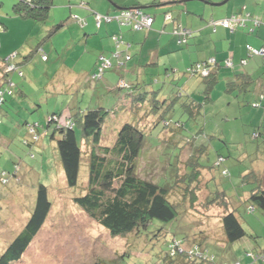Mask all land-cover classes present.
<instances>
[{
    "label": "rangeland",
    "instance_id": "rangeland-1",
    "mask_svg": "<svg viewBox=\"0 0 264 264\" xmlns=\"http://www.w3.org/2000/svg\"><path fill=\"white\" fill-rule=\"evenodd\" d=\"M231 2L245 3V13L252 12L255 19L261 18L264 26V0ZM224 8L225 6L220 8V11ZM9 10L3 8L0 15L12 23L15 32L12 38L17 41L29 39L26 43L28 48H23V56H25V53L37 47L47 34L48 29L37 36L41 26L50 24L49 19L53 17V13L51 11L47 23H36V27L30 29L29 33L36 34L33 38L24 35L26 31L22 25L23 21H11V17H7ZM51 42L55 49L54 53L50 54L43 50L47 62L36 53L30 61L20 65L23 77L20 78L17 74L16 77H11L15 85L13 96H6V101L0 106V254L23 229L34 205L37 186L42 184L48 189L50 211L21 259L11 264H158V258L166 252L167 247L165 242L155 243L153 236H147L146 232H151L150 229L137 238L134 235L113 237L73 202L74 197L83 193L87 180V143L83 140L81 144L83 158L78 184L75 188H68L63 172H59L62 168L60 163H57L59 160L55 144L50 139L54 125L47 128L46 119L52 113L67 119L68 107L75 112L78 108L81 110L88 108L90 103L95 107L99 102L107 111L115 112L113 110L115 106L112 105L122 91L115 89L107 92L106 96H103V90L100 89L92 92L90 88L92 89L95 83H88L85 77L78 78L73 74L72 69H69L72 73L70 71L66 73L61 69L63 61L68 65L71 63V66L75 63L76 56L81 52L79 41L65 42L63 36L57 34L43 43L48 44V49H52L49 45ZM139 46V44L134 45L130 52L133 53ZM112 47V52L117 53V47L113 44ZM90 48H93L92 45ZM14 51L19 52V56L23 57L20 48ZM188 51L189 48L184 45L163 58L166 64L161 68L167 67V73L170 74L168 78L164 79L161 69L153 71L154 68L148 65L149 62L143 67L144 71L139 77L144 80V89L149 98L156 92L159 93V99L174 97L177 88L173 83L176 82L180 94H189L197 101H202L201 79L184 74L187 67L193 66L199 60L194 54L188 57ZM124 56L125 54L117 61L116 66L120 64L119 68L126 69L129 61H125L128 57ZM148 56L149 52H146L142 55V60ZM71 57L76 58L71 61ZM18 59L20 57H16L15 61ZM136 59V56H133L132 63ZM111 64L113 65V60ZM84 66L80 64L78 68ZM135 69L136 67L126 69V73L120 70L121 73L117 75H122L126 81L129 72L133 73ZM56 72L57 75L53 76ZM109 75L115 80L114 69L108 70L104 74V79ZM154 80H157V83H153ZM69 82L74 87L70 86ZM113 85L115 87V84ZM224 89L222 82L214 86L210 95L212 102L203 106L199 116L188 118L175 108L174 118H169L180 122L182 126L178 129L177 141L181 144L188 143L194 148L193 150L196 149L194 162L205 169L200 175L199 190L195 192L196 196H193L195 199L193 200L192 197L191 208L187 209L184 205H179L181 215L178 229L184 233L178 231V235L185 238L190 233L197 241L210 242L205 245L215 256L218 264H260L253 263L249 255L252 253L257 255L261 249H264V210L245 200L250 191L258 186V183L252 181L251 174L258 173L264 167L262 139H252V133L257 130L261 122L264 123V118L258 115V110H261L258 108L260 102L254 103L257 98L255 100L251 98V88L247 92L229 94L225 93ZM110 111L102 128L101 145L104 146L113 145L124 123L135 122L134 117L127 114L119 115V112L112 117ZM28 125H35L36 132L41 136L37 144L30 146L24 142L30 139L27 133ZM161 128L162 125L159 124L149 134L146 133L147 143L143 149L152 152L155 157L158 156L157 160L160 161L162 156L160 157L159 153H165L169 159H175L179 148L170 147L164 149V152L159 150L160 142L157 141V134ZM163 134L166 135L167 132ZM76 135L80 140L79 131ZM201 147L204 148V152ZM218 157H222L224 163L216 167L214 164ZM187 158L188 153L184 152L178 161V170L181 174L184 172L183 163ZM144 161L145 158L142 163ZM222 169L227 170L224 176L221 175ZM161 174L160 169L139 172L141 178L150 181L157 179ZM207 181V187L212 193L225 194L226 199L231 203L229 208L234 210L242 224L245 236L235 244L223 242L220 220L227 209L222 207L221 204H224L222 201L219 200L220 204L219 201L209 200L210 192L204 188ZM171 199L179 203L180 192L172 191ZM250 205L254 207L251 213L247 211ZM175 224L176 222H173L164 227L168 231Z\"/></svg>",
    "mask_w": 264,
    "mask_h": 264
},
{
    "label": "trees",
    "instance_id": "trees-1",
    "mask_svg": "<svg viewBox=\"0 0 264 264\" xmlns=\"http://www.w3.org/2000/svg\"><path fill=\"white\" fill-rule=\"evenodd\" d=\"M52 6V0H16L11 7V14L21 19L44 22ZM79 6L84 5L80 4ZM124 10L127 9L119 10L112 15L94 13L95 28L99 30L103 25L112 23L120 25L116 19ZM140 11L144 13L142 10ZM246 14H243L244 16L236 14L231 16L234 19L231 20L230 17L231 24L229 27L221 24L220 26L235 33L238 30L244 31L243 28H245L246 22L247 26L251 22V29L247 30L246 33L263 39L264 35L260 32L263 23L262 25L259 21L257 23V20L252 15ZM221 21L224 20L215 22L219 24ZM61 26L62 24L52 26L45 39H48L58 31ZM180 29L183 28H177L175 31ZM2 30L3 26L0 23V31ZM130 30L133 29L130 27ZM175 33L180 37L177 32ZM110 38L112 44H115L118 48L120 45L119 41H122L120 37L113 35ZM184 38L186 42L187 36ZM181 43L183 44L184 42ZM39 51L40 49L37 46L16 61V57H19L16 52L0 59V106L6 101V96H13L15 85L11 80L12 75L17 74L18 77H23L20 65L30 61L36 53L41 55L43 61H47V56ZM245 51L246 58L238 62L242 67L246 65L247 59L250 58L264 60V43L260 48L246 45ZM125 57L129 56L126 54ZM129 59L127 58L125 61H129ZM209 60L196 62L193 66L187 67L184 72L186 76H195L201 79L203 83V98L200 102L192 95L180 94L181 91H179V85L176 82L173 83L177 88L174 97L159 99V93L156 92L152 93L153 96L149 98L148 93L144 89V80L139 85H136L125 81L123 76L119 75L115 81V89L122 91V93L117 96L115 103L112 105L115 106L113 108L115 112L109 111L112 117L115 116L116 112H119V115H130L135 118V122L124 123L120 127L112 146L101 145L104 120L109 115V111L102 106L92 107L90 103L88 108L83 110L78 108L74 112L70 109L69 114L67 112V115H69L68 120L61 118L59 114L55 113H52L46 119L47 128L52 124L54 125L50 139L55 144L59 160L57 163H60L62 168L61 171L58 164L59 172H63L62 175H64L68 188H75L78 184L83 158L81 144L83 140L87 143V180L83 193L73 199L75 205L113 237L134 235L137 238L150 229L151 232H146L147 236H153L155 243L165 242L167 247L166 252L158 258V264H218L215 256L205 245L210 242L197 241L187 231H185L188 233L185 238L178 235V231L184 233V231L178 229L181 215L179 205H184L187 209L191 208L192 197L196 196L195 192L199 190L198 182L202 171L205 169L194 162L196 149L193 150L194 148L188 143L181 144L177 141L178 129H181L182 126L180 122L172 121L169 118H174L175 108H178L185 117L195 118L199 116L203 106L212 102L211 92L219 82L224 83V91L228 94L247 92L250 85L255 82L247 74L241 73V71L240 74L234 76L232 81L228 82L223 71L234 69V62L230 60L229 65H226V60L219 61L215 58L212 59V62ZM112 66L108 59L99 57L94 70L88 75V83L92 82L95 83L93 86L97 84L101 86L104 74L112 69ZM120 69L123 70V68ZM166 76L169 77L170 74L167 73ZM153 83H157V80H154ZM159 124L162 125L161 130L157 134V141L160 142L159 150L164 152V149L170 147L179 148L175 159H169L165 153H159L160 157L162 156L160 161L157 160L158 156L155 157L152 152H147L146 149H143L147 143L146 133L149 134ZM35 129V125H28L27 133L30 139L24 140L25 144L29 146L37 144L41 136ZM76 130L80 133V140L77 138ZM164 132H167V134L164 135ZM258 138L262 139L264 145L263 122L252 133V139L256 140ZM201 148L202 152H204V148ZM184 152L188 153V158L183 163L184 172L181 174L178 170V161ZM144 158L145 161L142 163ZM146 158L149 159L146 160ZM150 158H152L151 161ZM223 163L224 159L218 157L214 165L219 167ZM147 169H160L162 174L151 181L141 178L139 172ZM226 172V169H222L221 175L224 176ZM251 175L252 181L258 183V186L250 191L245 201L264 210V182L261 183L259 181L258 173ZM161 176L163 177L159 180ZM207 183L208 181L204 188L209 190ZM172 191L180 192L181 200L179 203L171 199ZM209 192L210 201L215 200L218 202L220 200L224 203L221 204L219 201L222 207L227 209V212L223 213L224 215L220 220L224 236L223 242L235 244L245 236L242 224L234 210L229 208L231 203L228 202L229 200L226 199L225 194H214L210 190ZM194 199L195 197H193ZM50 208L51 202L48 196V189L44 185L39 184L36 189L30 217L23 229L8 243L0 254V264H11L21 259L45 222ZM247 211L249 213L253 212L254 207L248 206ZM173 222H176V224L166 231L164 225H169ZM249 256L253 263L264 264V249H261L257 255L252 253Z\"/></svg>",
    "mask_w": 264,
    "mask_h": 264
},
{
    "label": "crops",
    "instance_id": "crops-1",
    "mask_svg": "<svg viewBox=\"0 0 264 264\" xmlns=\"http://www.w3.org/2000/svg\"><path fill=\"white\" fill-rule=\"evenodd\" d=\"M231 1L234 0H52L53 6L49 9L48 17L44 22L21 19L13 16L11 14V7L16 0H0V11L3 8L5 10L10 9L7 17H11V21H23L24 24L22 25L25 28L26 34H28L24 35L33 36V38H35L36 34L29 33L30 29L36 27V23H47L52 11L53 17L49 19L50 24L41 26L39 33H37L38 36V34H43L48 29L47 34L38 45V49H40L39 52L45 53L46 51L50 54L54 53L53 43H49L52 49H48V44L43 42L47 41L45 38L52 26L62 24L61 28L51 36L61 35L65 39V42L70 43L79 41V47L81 49L72 66L71 63L68 65L66 61L61 63V69H64L66 73H69V71L72 73L73 71V74L78 76V78L85 77L87 80L88 75L94 70L99 57L108 59L110 63L113 60V65L115 66H112V69H114V75L116 76L115 80L110 75L108 77L106 76L107 78L101 82V87L97 84L92 89L90 88L92 92H97L100 89L103 90V96H106L107 92L109 93L115 90L113 84H115L116 78L119 76L117 74L121 73L120 70H122L116 68L120 65L118 64L116 66V63L121 59L123 54H127L129 56L128 58H130L129 64L127 66L125 65L126 69L136 67L133 73L129 72L130 75H128L126 81L131 83L135 82L133 84L139 85L143 81L140 79L139 74L144 71L143 67L148 62V65L154 68L153 71H160L161 69L164 79L168 78L166 76L168 71L166 69L167 67L165 69L161 68L163 64H166L163 58L168 57L169 55L167 54L185 45L189 48L187 52L188 57H191V54L197 55L199 60L196 62L206 59L212 60L213 58L219 61L226 60L230 62L231 60L234 62V69L223 71L226 76L225 79L228 82L232 81L235 75L240 74V71L251 77L255 82L249 87L251 88V98L254 100L257 98L254 103L260 102L258 108L262 110L264 105V60L260 58L247 59L244 67L240 66L238 62L246 58L245 46L250 45L255 48H260L264 43V36L263 39L257 38L254 35L248 36L246 31L251 29V22L248 23V26L246 22V26L243 28L245 32L238 30L235 33L215 22L230 19L235 14H246L244 11L245 3ZM80 4L84 6H79ZM224 6V10L220 11V8ZM122 9H140L145 14L150 15L153 17L151 28L148 30L134 31L130 30V27L127 25L120 26L114 23L103 25L99 30L95 28L94 13L98 15H112ZM252 14L250 12V15ZM255 20H257V23L258 21L261 22L262 25L261 18H256ZM9 21L6 17H1L0 15V23L3 26V30L0 31V59L9 55L11 52L14 53V50H19V48L23 56V48H28L26 43L29 42V39L24 38L21 41H17L15 38H12L15 32L13 31L12 23ZM262 26L260 32L264 35V26ZM177 28H183L189 32L186 42L183 44L180 42L181 38L175 33L177 32L175 31ZM113 35L120 37L122 40L117 48V53L112 52L113 47L110 37ZM137 44L140 46L131 53L130 51L133 49V46ZM145 44L146 47H144ZM90 45L93 48H90ZM113 45L115 46V44ZM44 49L45 51H43ZM146 52H149V56L142 60V55ZM17 53L19 56V52ZM133 56H136L137 59L132 63ZM76 57H71L70 60L72 61ZM80 64L85 66L78 68ZM69 69H72V71ZM126 69L123 68L122 71L126 73ZM55 75H57V72L53 76ZM12 77L14 78L16 75H12ZM70 80H72L71 77ZM70 86L74 87L71 83ZM96 104L95 107L103 106L101 102ZM68 109L70 110L69 107ZM261 110H258V115H262V118H264V109L262 110L263 114ZM258 174L259 181L261 183L264 182V167Z\"/></svg>",
    "mask_w": 264,
    "mask_h": 264
},
{
    "label": "built area",
    "instance_id": "built-area-1",
    "mask_svg": "<svg viewBox=\"0 0 264 264\" xmlns=\"http://www.w3.org/2000/svg\"><path fill=\"white\" fill-rule=\"evenodd\" d=\"M234 18H231V20ZM111 20V19H110ZM120 25H127L130 26L134 31H140L143 29H148L151 27L153 23V18L150 15H147L145 13H142L138 9H127L121 12L116 19ZM229 20H224L219 22V24L229 27L231 24V21ZM218 23V22H217ZM177 33L180 35V42H185V36L189 35V32L185 29H180L177 31ZM120 43V41H119ZM212 62V60H209ZM229 61H226V65H229ZM206 65V64H205Z\"/></svg>",
    "mask_w": 264,
    "mask_h": 264
},
{
    "label": "water",
    "instance_id": "water-1",
    "mask_svg": "<svg viewBox=\"0 0 264 264\" xmlns=\"http://www.w3.org/2000/svg\"><path fill=\"white\" fill-rule=\"evenodd\" d=\"M225 2V1H224ZM224 2H222V3H224ZM217 5H221V4H217Z\"/></svg>",
    "mask_w": 264,
    "mask_h": 264
}]
</instances>
